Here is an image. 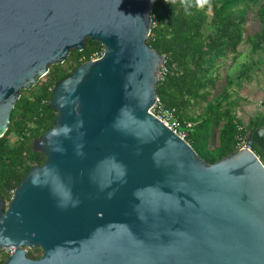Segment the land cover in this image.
<instances>
[{"label": "water", "instance_id": "1", "mask_svg": "<svg viewBox=\"0 0 264 264\" xmlns=\"http://www.w3.org/2000/svg\"><path fill=\"white\" fill-rule=\"evenodd\" d=\"M155 1L0 0V136L20 90L102 46L53 85L44 160L0 197V264H264V165L244 144L264 155V124L208 163L150 111Z\"/></svg>", "mask_w": 264, "mask_h": 264}, {"label": "trees", "instance_id": "2", "mask_svg": "<svg viewBox=\"0 0 264 264\" xmlns=\"http://www.w3.org/2000/svg\"><path fill=\"white\" fill-rule=\"evenodd\" d=\"M191 11L188 15L178 3L156 0L145 42L163 55L165 73L155 84L159 104L172 112L176 129L186 132L183 138L197 155L211 163L233 151L238 137L264 124L261 114L246 122L236 117V99L229 87L243 78V66L235 75L237 81L225 75L219 82L223 60L236 57L243 45L250 53L264 46V0H211L203 10ZM251 15L258 28L250 32ZM101 51L98 42L85 38L81 50L70 49L61 63L48 66L43 81L38 78L30 88L20 90L0 136V197L4 201L28 169L44 160L42 153L31 149V142L53 125L56 112L47 105L53 85ZM186 122H190L188 128H184ZM250 148L264 165V155L253 144ZM25 254L37 258L41 250L27 248ZM6 256L1 249L0 263Z\"/></svg>", "mask_w": 264, "mask_h": 264}, {"label": "crops", "instance_id": "3", "mask_svg": "<svg viewBox=\"0 0 264 264\" xmlns=\"http://www.w3.org/2000/svg\"><path fill=\"white\" fill-rule=\"evenodd\" d=\"M239 53L236 57L228 56L223 60L219 82L221 83V78L225 75H229L231 79L235 78L243 66V78H235L238 81L229 87L231 97L236 99V117L242 122L256 114H261L264 118V46L250 53L247 46L243 45Z\"/></svg>", "mask_w": 264, "mask_h": 264}, {"label": "built area", "instance_id": "4", "mask_svg": "<svg viewBox=\"0 0 264 264\" xmlns=\"http://www.w3.org/2000/svg\"><path fill=\"white\" fill-rule=\"evenodd\" d=\"M100 55V54H99ZM97 55V56H99ZM96 55H94L92 58L97 57ZM162 56V64L159 67V73H158V79L162 77V75L165 73V67L163 66V55ZM150 111L158 118L160 119L164 124H166L169 128H171L172 130H174L175 132L178 133L179 136L184 137L185 135V131L184 130H177V121L174 118L172 112L164 107H162L159 104L158 99L156 98L154 104L151 106ZM190 126V122H186L184 125V128H188ZM241 129L240 126H238V130ZM238 142L237 145H239L242 141H244V136L243 137H238ZM245 147L248 149L250 148V143L245 140ZM4 252L6 254L10 253L12 251V247L11 246H7L5 248H3Z\"/></svg>", "mask_w": 264, "mask_h": 264}, {"label": "clouds", "instance_id": "5", "mask_svg": "<svg viewBox=\"0 0 264 264\" xmlns=\"http://www.w3.org/2000/svg\"><path fill=\"white\" fill-rule=\"evenodd\" d=\"M172 4H179L185 13L192 14V9L203 10L205 7L211 4V0H171Z\"/></svg>", "mask_w": 264, "mask_h": 264}, {"label": "rangeland", "instance_id": "6", "mask_svg": "<svg viewBox=\"0 0 264 264\" xmlns=\"http://www.w3.org/2000/svg\"><path fill=\"white\" fill-rule=\"evenodd\" d=\"M258 28V25L256 24V22H254V19H253V16L251 15V19L247 22V31H255L256 29ZM250 31V32H251ZM240 54V53H239ZM40 81H43L44 80V76H41L39 78ZM211 145H216V138L215 136H213L211 138ZM3 250V249H2ZM4 252V250H3ZM5 253V252H4Z\"/></svg>", "mask_w": 264, "mask_h": 264}]
</instances>
